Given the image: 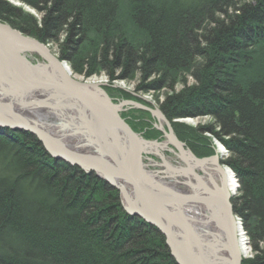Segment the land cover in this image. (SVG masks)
I'll return each instance as SVG.
<instances>
[{
  "label": "trees",
  "instance_id": "obj_1",
  "mask_svg": "<svg viewBox=\"0 0 264 264\" xmlns=\"http://www.w3.org/2000/svg\"><path fill=\"white\" fill-rule=\"evenodd\" d=\"M19 1L40 21L1 0L0 20L59 44L74 73L122 68L144 91L196 80L160 110L198 155H213L202 134L224 144L239 186L233 208L255 253L244 264H264V0ZM202 115L214 121L207 130L172 122ZM0 264L174 262L160 232L123 212L118 191L51 159L29 133L0 128Z\"/></svg>",
  "mask_w": 264,
  "mask_h": 264
},
{
  "label": "water",
  "instance_id": "obj_2",
  "mask_svg": "<svg viewBox=\"0 0 264 264\" xmlns=\"http://www.w3.org/2000/svg\"><path fill=\"white\" fill-rule=\"evenodd\" d=\"M31 53L42 62L32 64L26 56ZM74 79L65 72L56 57L48 53L44 44L0 22V83L22 95L17 99L11 96L14 95L12 90L6 93L14 99L0 103V127L29 133L55 161L88 174L94 173L119 191L123 209L162 234L176 264H242L228 186L224 183L223 189L214 191L194 171L198 168L196 166L209 160H197L186 152L173 134L171 124L158 109H150L135 101H123L121 104L150 113L160 124L158 128L166 139L162 144L155 140L146 141L135 134L119 115L120 106L112 103L103 86ZM27 92L31 95L46 93L49 98L40 96V100H33ZM55 100L67 102L70 110L79 113L82 125L77 127H82L81 131L84 128L88 130L86 140L89 142L91 139V150L71 149L65 145L62 132L68 125H61V120L50 112ZM28 110L35 113L48 110L51 118L39 116L43 125L36 122L32 125L24 114ZM168 145L174 148L170 149L174 155L178 152L186 167H173L159 153ZM153 152L169 167L168 179L160 171L152 173L145 170L144 156H153ZM189 163L196 166L191 167ZM191 177L192 182L183 181ZM190 209L198 210L201 213L198 217L202 219L191 215ZM211 231V237L219 243L204 246L202 240Z\"/></svg>",
  "mask_w": 264,
  "mask_h": 264
},
{
  "label": "rangeland",
  "instance_id": "obj_3",
  "mask_svg": "<svg viewBox=\"0 0 264 264\" xmlns=\"http://www.w3.org/2000/svg\"><path fill=\"white\" fill-rule=\"evenodd\" d=\"M1 1L6 3V4L8 3L11 7L15 8L17 10H21V12L23 14L31 16L36 21H38V22L40 21L39 16H38L39 14L35 10H33L30 6L28 7L26 4L22 3L21 1H19V0H1ZM122 15H123L122 17L125 16L124 13ZM124 19H125V17H124ZM124 19H121V20L123 21ZM0 22L5 23L1 20H0ZM13 30L16 31L14 28H13ZM31 38H33V37H31ZM33 39H35V38H33ZM36 41H38V40H36ZM58 45L59 44H57L56 42L55 43H53V42L52 43H44V46L46 48H48L50 50V53L51 54L53 53V55L55 57H59L58 56V53H59L58 52ZM76 60H78V59H76ZM63 62H66L69 65L70 72L73 74L74 78L77 79L78 81L83 82V83L87 82V83L95 84V85L100 84L101 86H103V90L106 92V94H108L109 97H111V99L113 98L112 102H114V104L121 107L119 113H120L122 119L125 121V123L131 128V130L135 134H137L138 136H141L146 141H154L155 140L160 144L165 143L166 139H165L164 135L161 133V131L159 130L158 127L160 124L156 121V119H154V117L150 113H147L143 110L140 111V110L133 109V108L130 109V107H128V105H122L121 106L122 102L123 101H129V102L135 101L137 103L143 104L144 106H146L150 109L156 108L161 112L160 107L164 103L163 100H164L166 94H169V96L171 95L174 97L176 95H179V93L182 92L184 90V88L187 87V90H188L190 88H194L195 85H197V82L195 79H193L189 74H184V80L180 81L178 79L176 81V83L174 84L173 92L167 90L166 88H163V90H160V91H154V90L144 91V90L139 88L140 77L138 74L133 75L131 78L129 77V79H122L121 78V75L123 73L122 68H118V70L115 71L113 75H109V74H106V72H104L100 69H97L98 67L93 66V67L89 68V67H87V65H84V68L81 69L82 73H76V72L74 73L72 68H71L70 63H68L65 60H63ZM77 65L81 66V65H83V62L81 61V64L79 63ZM152 79H155V77L154 78L151 77V79H148L147 80L148 83L151 82ZM117 84H118V87H120L119 89L121 91L119 89H116ZM123 111H125V112H123ZM163 115H165V114H163ZM186 120H189L191 122V124H193L192 125L193 128H191V129H193L194 131L199 130V128H203V130L204 129L207 130L214 123V121H212V119L209 115L197 116L196 118H191V117L176 118L172 122L181 125L180 122H184ZM168 122L170 123L169 120H168ZM170 124H171V128H172V123H170ZM1 128H3V127H1ZM4 129H6V128H4ZM7 130H9V129H7ZM11 131H14V130H11ZM172 131H173V128H172ZM217 131L218 130L216 129L215 132H217ZM16 133H18V132H16ZM23 133H20V134H23ZM173 134H174V132H173ZM202 135L208 141L207 143L211 144V150L213 152V155L205 156L203 158L208 159V160H215V161L217 160V158H219L221 160L222 165H223L222 169L229 171L235 177L237 191L235 192V194L233 193V196L231 197L229 203H230L231 208H232V217L235 218L236 227H238L237 225H239V227H240V229L237 228L239 230L237 232L238 244H239V241L242 240L243 243L246 245L247 253L245 255L243 254V258H242V261H243L242 264H244V263H246V261H249V260L251 261L254 258L255 253L251 248L250 240L248 239L246 230L243 229L241 218H239L237 216V214L235 213L234 208H233V200L236 198V196L238 194L239 186H238L237 177L234 174V171L232 169H230L229 166L224 164V162L227 161L228 158L230 157V153H228V150L225 148L224 144L216 139V137L214 136L213 133L212 134L205 133ZM149 136H151V137L149 138ZM176 137H177V135H176ZM177 139L179 140L178 137H177ZM183 145H185L186 149H190L189 144L183 143ZM169 148H170V146L167 147V149H169ZM219 149H220V151H219ZM165 150H160V153L161 152L163 153L162 156H164L165 159L167 158V161H170L172 156L175 157V155L173 153L172 154L169 153V155H167L166 154L167 151H165ZM191 150H192V153L194 152L196 155H198V150H196V148L194 149L191 146ZM153 153H154L153 155H155V152H153ZM146 157L151 158L156 162L159 159L158 157H157L158 158L157 159L156 157H153L151 155H146ZM212 157H214V158H212ZM83 172L85 174H88L85 171H83ZM112 190L117 191L114 188ZM118 194H119V202L121 204V208H122L123 212H126L123 209V203L121 202V196H120L119 191H118ZM138 219H140V218H138ZM239 237H240V240H239ZM163 239H164V237H163ZM164 243H165V239H164ZM165 246H166V243H165ZM166 249H167V247H166ZM239 250H240V244H239ZM167 252L169 254L168 249H167ZM169 255L171 257V254H169ZM171 259L173 260L174 264H176L172 257H171Z\"/></svg>",
  "mask_w": 264,
  "mask_h": 264
},
{
  "label": "bare ground",
  "instance_id": "obj_4",
  "mask_svg": "<svg viewBox=\"0 0 264 264\" xmlns=\"http://www.w3.org/2000/svg\"><path fill=\"white\" fill-rule=\"evenodd\" d=\"M39 16V15H38ZM39 20H40V16H39ZM3 24H6L7 26H10V24L8 23H3ZM10 28L11 29H13L11 26H10ZM18 32V31H17ZM19 33H21L23 36H27V35H24V33L23 32H20L19 31ZM28 38H31V37H29V36H27ZM36 40V39H35ZM38 42H40V41H38ZM41 43L42 44H44L45 42H42L41 41ZM47 51H48V53H50V50L47 48ZM51 54V53H50ZM53 54V53H52ZM51 54V55H52ZM27 56V58L29 59V61L30 62H32V64H36V63H41L42 61H41V59L37 56V55H35V54H27L26 55ZM37 57V60H34L33 58L34 57ZM58 56H59V53H58ZM33 57V58H32ZM56 60L60 63V65H62L63 66V69L65 70V72H67V74H69L73 79H74V76H73V74L70 72V67H69V65L66 63V62H63V60H61L59 57H56ZM75 80V79H74ZM120 87H118V84H117V88L116 89H119ZM10 90H12L11 88L10 89H8L5 85H3L2 83H0V103H5L8 99L10 100V99H14V98H12L11 96H14V97H16L17 99H19L20 97H22V95L20 94V93H18V92H14L13 90V94L14 95H12L11 94V96H9V95H6V93H11L10 92ZM120 90V89H119ZM118 90V91H119ZM121 91V90H120ZM27 94H29V97H31L33 100H40L39 99V97L40 96H44V98H49V96H48V94H46V93H44L43 95L42 94H32L31 95V92H27ZM25 96H27V95H25ZM11 97V98H10ZM110 99H111V97H110ZM111 100H113V98L111 99ZM50 103H52V102H50ZM112 103H114V102H112ZM66 104H67V102H60V103H58L57 102V100H55L53 103H52V105H54V106H52V108H53V110L52 111H50L51 112V114H52V116H54V118H55V116H57L56 118L58 119V120H61V122H59V123H63V124H61V125H68L67 127H66V130H64V132H62V134H63V136H62V134H60L64 139H66V142H64L65 143V145H67L68 144V146L71 148V149H77V150H79V149H84L85 151H86V149H88V150H91V148H89V147H93L92 145H93V143H92V141H91V139L89 140V142L86 140L87 138L86 137H88V130L86 129V128H84V131H81V129H83L82 127H77V125H82V123H81V119L79 118V113H77L76 114V112L73 110V109H69L68 108V106H66ZM118 106V105H117ZM121 107H119V109H120ZM50 112H48V110H47V112H34V110H28V111H26V112H24V114H25V116L28 118V121H29V123L30 124H34L35 122L36 123H41V122H43L42 121V119H44V118H47L46 117V115L47 116H49V118H51V114H50ZM59 113L61 114V116L59 115ZM119 115H120V113H119ZM39 116H40V118H42V119H40L39 118ZM155 121V120H154ZM181 123V125L183 126V127H187V128H193V124H191V122L189 121V120H186V121H184V122H180ZM42 124V123H41ZM190 124V125H189ZM43 125V124H42ZM1 128V127H0ZM51 129V131H54L53 132V134L55 133V130H54V128L53 127H51L50 128ZM32 136V135H31ZM180 143H182L180 140H178ZM39 142V141H38ZM92 143V145H90L89 143ZM166 142V141H165ZM182 145H183V143H182ZM168 146H170V145H168ZM79 148V149H78ZM170 148H173L172 146H170ZM170 148L169 149H167L166 148V150L165 151H167L166 152V154L167 155H169V153L170 154H172V152H170L171 150H170ZM193 148V147H192ZM196 147H194V149H195ZM174 149V148H173ZM184 150L187 152H190L191 153V155H192V151H191V147H190V151H189V149H186L185 148V145H184ZM193 150V149H192ZM196 150H197V148H196ZM216 150V149H215ZM96 151V150H95ZM219 151H220V149H219ZM217 152V151H216ZM159 153H160V151H159ZM160 154H163L162 152L160 153ZM49 155V154H48ZM176 155L178 156L179 154H178V152L176 151ZM175 155V156H176ZM194 156V155H193ZM50 157V156H49ZM153 157H158L159 158V156H157V155H153ZM173 157V156H172ZM197 160L199 159V160H204V158H203V156H200V155H198V157H196V156H194ZM51 158V157H50ZM157 158V159H158ZM169 158V157H168ZM51 159H53V158H51ZM165 160V159H164ZM166 160H167V158H166ZM201 162H203V161H201ZM206 163L207 162H204V163H202V164H199L198 166H196L195 164H193V163H189L190 164V166L192 167V166H196V167H201V168H204V167H206L207 165H206ZM143 164L145 165L144 167L146 168L145 170L147 171V172H152V173H154L155 171L157 172V171H160L161 173H163V177L165 178H167L168 179V176H166V173L167 172H169L170 173V169H169V167H166L165 166V163H164V161L160 158V159H158V161L156 162V161H154L153 159H151V158H147L146 156H144V159H143ZM173 166V165H172ZM174 167V166H173ZM195 169L196 168H194V171H195ZM168 170V171H167ZM222 172H223V175L225 176V179H226V185L228 186V193H229V195H230V197H232L233 196V193L235 194V192L237 191V186H236V181H235V177H234V175H232V173H230L229 171H226L225 169L224 170H222ZM195 173H196V171H195ZM188 176H190V175H188ZM200 176V175H199ZM202 177V176H201ZM192 180H193V178L191 177L190 179L188 178H184V182H186V183H188V182H192ZM190 214L191 215H193V214H195L197 217L196 218H198L199 220H201L200 219V217H198L199 215H201V213L198 211V210H194V209H190ZM205 214H206V216H208V214L206 213V211H205ZM238 227H236V228H239L240 229V227H239V225H237ZM202 227H203V229H205V230H208V227H206V226H204V225H202ZM195 229L196 230H198V226H196L195 227ZM239 230L237 229V232H238ZM213 231H211V232H207V234L204 236V238H203V244H204V246H208V245H213V243H215V244H217V243H219V241H217V240H215L213 237H211V233H212ZM239 240H240V237H239ZM239 244H240V251H242V257H243V254L245 255L246 253H247V250H246V245L243 243V241L242 240H240L239 241ZM220 254H217V256H219Z\"/></svg>",
  "mask_w": 264,
  "mask_h": 264
},
{
  "label": "flooded vegetation",
  "instance_id": "obj_5",
  "mask_svg": "<svg viewBox=\"0 0 264 264\" xmlns=\"http://www.w3.org/2000/svg\"><path fill=\"white\" fill-rule=\"evenodd\" d=\"M33 59L37 60V57L35 56ZM125 111H123V112H125ZM192 155L198 157V155H196L194 152L192 153ZM168 162L169 163L171 162L170 164H172L174 167H177V166L186 167L184 165V163L181 161V159L179 158V156H177V155L175 157L174 156L171 157V160ZM206 165L207 166L204 168H199V169L196 168L195 169L196 174L198 176L199 175L202 176L205 179V181L207 182L208 187L211 188L212 190L216 191V190L223 189V184L226 183V179H225V176L223 175V172H222L223 165L221 163V160L219 158H217L216 161L215 160H209L206 163Z\"/></svg>",
  "mask_w": 264,
  "mask_h": 264
}]
</instances>
